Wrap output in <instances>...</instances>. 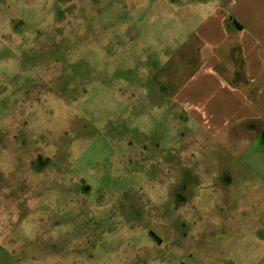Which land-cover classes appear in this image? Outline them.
I'll list each match as a JSON object with an SVG mask.
<instances>
[{"label": "rangeland", "instance_id": "374dc122", "mask_svg": "<svg viewBox=\"0 0 264 264\" xmlns=\"http://www.w3.org/2000/svg\"><path fill=\"white\" fill-rule=\"evenodd\" d=\"M230 0H0V264H264V126L174 93Z\"/></svg>", "mask_w": 264, "mask_h": 264}, {"label": "crops", "instance_id": "0c3cea01", "mask_svg": "<svg viewBox=\"0 0 264 264\" xmlns=\"http://www.w3.org/2000/svg\"><path fill=\"white\" fill-rule=\"evenodd\" d=\"M199 67L173 95L209 136L264 126V0H230L196 27Z\"/></svg>", "mask_w": 264, "mask_h": 264}]
</instances>
